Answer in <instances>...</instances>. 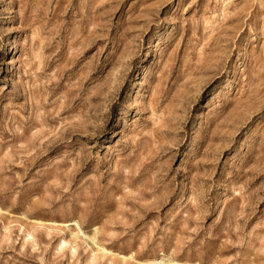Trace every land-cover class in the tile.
<instances>
[{
	"label": "rangeland",
	"instance_id": "rangeland-1",
	"mask_svg": "<svg viewBox=\"0 0 264 264\" xmlns=\"http://www.w3.org/2000/svg\"><path fill=\"white\" fill-rule=\"evenodd\" d=\"M0 264H264V0H0Z\"/></svg>",
	"mask_w": 264,
	"mask_h": 264
}]
</instances>
